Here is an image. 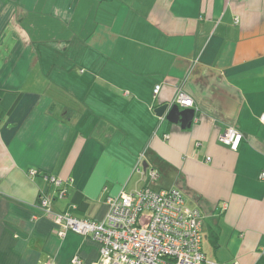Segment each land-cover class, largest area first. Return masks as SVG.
Returning <instances> with one entry per match:
<instances>
[{
  "label": "crops",
  "instance_id": "0c3cea01",
  "mask_svg": "<svg viewBox=\"0 0 264 264\" xmlns=\"http://www.w3.org/2000/svg\"><path fill=\"white\" fill-rule=\"evenodd\" d=\"M179 89L184 130L154 112ZM261 115L264 0H0V264L96 261L38 207L42 175L73 181L54 212L100 222L144 163L200 211L204 264H264Z\"/></svg>",
  "mask_w": 264,
  "mask_h": 264
},
{
  "label": "built area",
  "instance_id": "2783aa9c",
  "mask_svg": "<svg viewBox=\"0 0 264 264\" xmlns=\"http://www.w3.org/2000/svg\"><path fill=\"white\" fill-rule=\"evenodd\" d=\"M160 86H156V95ZM174 105L193 109V100L181 89L177 91ZM194 110V109H193ZM195 119V118H194ZM264 124V115L259 118ZM242 134L228 127L219 141L231 151L238 150ZM209 161V159H207ZM137 173L155 183L159 174L155 169L138 168ZM35 169L29 176H37ZM264 178V173L260 176ZM48 189L38 192V207L55 226V234L63 238L72 232L98 245L99 257L89 264H204L202 216L198 209L189 208L182 194L173 187L153 190L149 187L105 200L107 213L100 222L77 219L67 212H54L53 204L67 197V187L72 180L63 181L53 175L43 174ZM49 264V263H46ZM70 264H85L74 256Z\"/></svg>",
  "mask_w": 264,
  "mask_h": 264
},
{
  "label": "water",
  "instance_id": "95a60500",
  "mask_svg": "<svg viewBox=\"0 0 264 264\" xmlns=\"http://www.w3.org/2000/svg\"><path fill=\"white\" fill-rule=\"evenodd\" d=\"M158 117H165L166 121L179 125L181 130L191 127L194 118L195 111L193 109H180L177 105H162L154 110ZM146 164H143V169H146Z\"/></svg>",
  "mask_w": 264,
  "mask_h": 264
},
{
  "label": "rangeland",
  "instance_id": "374dc122",
  "mask_svg": "<svg viewBox=\"0 0 264 264\" xmlns=\"http://www.w3.org/2000/svg\"><path fill=\"white\" fill-rule=\"evenodd\" d=\"M169 184L168 180L165 179L163 176L160 178V180L156 181L155 183H150V188L157 189L159 187H167Z\"/></svg>",
  "mask_w": 264,
  "mask_h": 264
}]
</instances>
